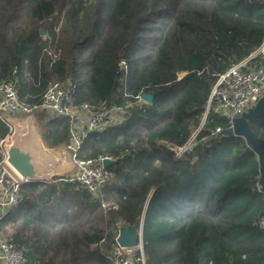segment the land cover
<instances>
[{
	"label": "trees",
	"instance_id": "trees-1",
	"mask_svg": "<svg viewBox=\"0 0 264 264\" xmlns=\"http://www.w3.org/2000/svg\"><path fill=\"white\" fill-rule=\"evenodd\" d=\"M263 44L264 0H0V82L22 102L39 104L56 80L75 85V106L154 97L84 141L79 159L113 158L97 193L25 184L3 238L29 264H112L120 232L143 220L148 264H264L258 157L244 138L216 135L227 119L204 120L218 75ZM37 118L48 148L68 142V118ZM249 124L264 139V121ZM11 132L0 120V142Z\"/></svg>",
	"mask_w": 264,
	"mask_h": 264
},
{
	"label": "built area",
	"instance_id": "built-area-1",
	"mask_svg": "<svg viewBox=\"0 0 264 264\" xmlns=\"http://www.w3.org/2000/svg\"><path fill=\"white\" fill-rule=\"evenodd\" d=\"M256 60L258 62L253 64L252 62ZM119 67L122 73L128 72L129 66L125 59L121 60ZM75 88L71 80L53 81L49 84L41 102L29 105L20 100L16 83L1 81L0 120L13 132L12 126L8 123L9 117L19 116L27 119L45 113L68 118L71 122V131L64 149L75 164V169L65 176L53 178V183L79 184L92 193H97L107 180L104 163L113 162V158L101 156L89 160L79 159L78 153L84 141L95 132H103L111 127L123 125L132 108L149 103L140 95L135 98V101H128L123 107L109 108L102 105L95 109L88 104L75 106L73 105ZM262 98H264V44L250 57L233 64L225 73L218 75L206 106L204 120L211 112L227 119L229 126L226 129L217 128L216 130V135H222L225 130L233 128L235 119L254 108ZM12 132L0 142V221L13 207L23 201L21 186L30 183L22 179L7 163L6 146ZM194 140H189L183 147L173 148L178 158H181L185 152L191 151L195 144ZM260 226L264 228V218L260 221ZM143 230L142 220L137 230L139 239L135 247L121 246L120 235L117 237L118 243L111 257L112 264H148L143 243ZM0 263L29 264L24 251L18 249L14 242L3 238L1 233Z\"/></svg>",
	"mask_w": 264,
	"mask_h": 264
},
{
	"label": "water",
	"instance_id": "water-1",
	"mask_svg": "<svg viewBox=\"0 0 264 264\" xmlns=\"http://www.w3.org/2000/svg\"><path fill=\"white\" fill-rule=\"evenodd\" d=\"M42 34H46L45 30ZM142 98L149 104L154 100L150 93L143 94ZM33 117L22 120L8 118L13 132L6 146L7 163L22 179L30 182L50 181L73 172L75 164L70 162L64 146L59 149L48 148L42 140V133L39 134L35 129ZM250 119L264 121V98L242 117L235 119L233 128L225 130L223 135L242 137L255 151L259 163L261 192L264 194V139L254 134L249 124ZM112 163L106 161L104 166L107 168ZM137 230L138 227L123 229L120 232L119 244L123 247H135L139 239Z\"/></svg>",
	"mask_w": 264,
	"mask_h": 264
},
{
	"label": "rangeland",
	"instance_id": "rangeland-1",
	"mask_svg": "<svg viewBox=\"0 0 264 264\" xmlns=\"http://www.w3.org/2000/svg\"><path fill=\"white\" fill-rule=\"evenodd\" d=\"M38 115H35L33 117V121H34V124H35V129L36 131L41 134L42 132V122L40 123V121H38V118H37ZM13 119H16V120H22L23 118L19 117V116H14ZM195 135L196 133L193 134V138L192 139H195ZM54 179H51L50 181H45L43 183H50V184H56V183H53ZM59 184V183H57Z\"/></svg>",
	"mask_w": 264,
	"mask_h": 264
},
{
	"label": "crops",
	"instance_id": "crops-1",
	"mask_svg": "<svg viewBox=\"0 0 264 264\" xmlns=\"http://www.w3.org/2000/svg\"><path fill=\"white\" fill-rule=\"evenodd\" d=\"M42 140H43V139H42ZM68 155H69V154H68ZM69 157H70V156H69ZM69 160H70V162L72 161L71 158H70ZM74 169H75V168H74ZM71 170H72V169H71ZM71 170H70V171H71ZM64 176H65V175H64ZM0 264H1V263H0Z\"/></svg>",
	"mask_w": 264,
	"mask_h": 264
}]
</instances>
